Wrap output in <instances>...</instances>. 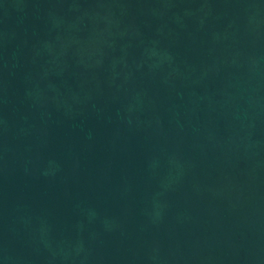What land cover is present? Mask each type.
I'll list each match as a JSON object with an SVG mask.
<instances>
[{"label": "water", "instance_id": "obj_1", "mask_svg": "<svg viewBox=\"0 0 264 264\" xmlns=\"http://www.w3.org/2000/svg\"><path fill=\"white\" fill-rule=\"evenodd\" d=\"M0 264H264V0H0Z\"/></svg>", "mask_w": 264, "mask_h": 264}]
</instances>
